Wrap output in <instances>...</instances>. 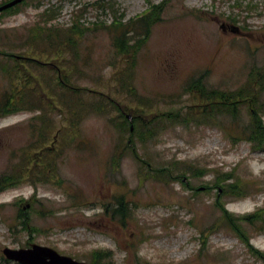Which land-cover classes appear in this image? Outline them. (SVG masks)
<instances>
[{
  "label": "rangeland",
  "instance_id": "obj_1",
  "mask_svg": "<svg viewBox=\"0 0 264 264\" xmlns=\"http://www.w3.org/2000/svg\"><path fill=\"white\" fill-rule=\"evenodd\" d=\"M162 1L128 79L119 78L126 63L115 59L108 35L86 31L80 59L61 69L76 87L102 94L82 92L80 108H69L71 97L56 82L53 65L60 68L61 60L33 57L40 63L19 65L15 83L0 77V95L15 86L43 105L0 116V176H21L0 191V264H19L3 248L31 244L88 264L96 250L110 252L106 264H264L255 253L264 255V150L240 136L249 127L248 106L237 102L234 113L220 108L208 117L201 111L209 100L186 91L191 80L225 93L248 83L251 69L264 64V0H23L0 16V46L15 33L25 36L50 5L60 6L50 23L78 20L93 28L114 14L138 17ZM257 96L264 103V89ZM83 102L101 110L87 111ZM221 172L239 178L246 196L224 195L214 183ZM118 201L122 217L113 211ZM259 210L253 225L243 221Z\"/></svg>",
  "mask_w": 264,
  "mask_h": 264
},
{
  "label": "trees",
  "instance_id": "obj_2",
  "mask_svg": "<svg viewBox=\"0 0 264 264\" xmlns=\"http://www.w3.org/2000/svg\"><path fill=\"white\" fill-rule=\"evenodd\" d=\"M4 2L0 4H3ZM164 3L165 1H162L159 5H153L142 15L135 18H129L127 20H123L121 15L117 17L114 14L112 21L109 24H106L105 22H96L95 25L92 26L93 28L83 25L78 20H74L67 26H59L50 23V21L57 17V13L60 12V6L58 8L50 5L39 13L38 19L35 23L25 28V36L20 35L18 37V35L23 32H19L18 34L15 33L12 40L4 42L5 45L1 44L0 77H6L9 85L11 83H15L19 79V75H22L21 68H18L19 65L22 66L23 63H28L30 61L40 63V61H35L37 59L33 57L45 56L52 61L61 60L60 68L57 64H52L53 67L57 69L55 73L57 77L56 82L59 83L61 88L68 91L72 102L69 108H80V97L78 96L82 92L86 91L92 94L98 93L88 88L76 87L71 81H67V75H64V72H62L61 69H64L62 64L69 68L75 58L79 57L80 59L78 48L80 43L83 42V39L87 36L86 31L89 29L90 31L98 29L104 31L108 35V41L111 49L114 51L115 59L117 58V61H119L118 59H122V61L124 60V64L126 63L125 68H123L122 75H120L119 78L128 79L134 56L143 45L145 39L148 37L152 25L160 18V13L163 10ZM18 5L19 4H16L1 11L0 16L2 13H10L17 10L19 8ZM7 61H12L13 64H5L4 62ZM48 63L44 64L47 65ZM249 77L248 83H246L242 89L235 92L225 93L218 90L206 91L204 87H202L201 83L193 80L189 81L190 84L186 87V91L198 93L201 97L209 100V110L201 111L202 115H208V117L211 116L212 111H220V108L224 109V113H234L237 102L246 103L249 109V127H242L240 130L242 134H240V136L243 140L250 143L252 150H264V123L260 115L262 110V113H264V103H258L256 100L258 93L264 89V64L258 69H251ZM248 85L250 86L249 89ZM14 88L15 86H12L10 87V90H4L3 94L0 95V116H5L20 110L27 111L34 110L35 108H42V104L40 106L36 103L37 101L40 102L38 97L28 102V92L22 91L18 93V90L15 91ZM98 95L102 96L100 93ZM110 103L113 104V102ZM84 106H87V111H92L94 109L99 111L101 110L99 106L91 103L86 104L83 102V107ZM114 109L118 113L119 117L123 118L124 122H128L127 115L123 112V109L118 106H114ZM87 111L85 113H87ZM68 114H72L73 116L71 117L76 118L80 115V113L75 109H69ZM43 115H45V113H43ZM176 117V113H174V115L172 113L167 115V118H170L169 120L176 119ZM42 123H45V121L43 120ZM129 135H133V132L130 131ZM133 153L135 154V151ZM174 166L181 167L178 164ZM184 169H186V167L179 169V171H183ZM158 171L159 173H157L162 176L169 173L168 170V172L164 173V167ZM195 172L198 174L199 169H196ZM16 174L0 176V191L7 187H12L20 181L21 176ZM37 180L42 181L44 180V177L38 178ZM214 183L216 185H221L222 193L226 196L235 198H243L246 196L242 182L239 178H234L231 173L221 172L216 174ZM118 205L119 206L113 211L115 215L118 214L119 217H122L125 213V208L123 209L120 201H118ZM223 211V218L229 223L228 225L237 232L240 239L247 242V238L240 231L238 232V226L234 224L231 214H229L225 209H223ZM260 216L261 210L244 217L243 221H246L249 225H253L255 221L260 219ZM262 222L264 223V221ZM21 225H23L24 229L29 228L25 221H22ZM263 228L264 227H260L259 229ZM30 230L36 231L34 228H30ZM255 253L260 255L264 260V255L262 253L257 250H255ZM108 258H110V252L107 250L92 251L89 263L106 264L103 261L108 260ZM107 264H111L110 261H108Z\"/></svg>",
  "mask_w": 264,
  "mask_h": 264
},
{
  "label": "water",
  "instance_id": "obj_3",
  "mask_svg": "<svg viewBox=\"0 0 264 264\" xmlns=\"http://www.w3.org/2000/svg\"><path fill=\"white\" fill-rule=\"evenodd\" d=\"M22 0H9L0 4V12L8 9ZM2 253L6 259L19 264H88L77 261L69 256L61 255L54 249L38 244H31L27 248H3Z\"/></svg>",
  "mask_w": 264,
  "mask_h": 264
}]
</instances>
